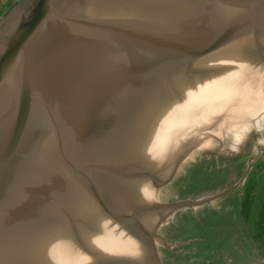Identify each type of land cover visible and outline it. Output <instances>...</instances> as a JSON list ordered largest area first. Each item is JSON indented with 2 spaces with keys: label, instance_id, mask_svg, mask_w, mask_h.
Returning <instances> with one entry per match:
<instances>
[{
  "label": "water",
  "instance_id": "1",
  "mask_svg": "<svg viewBox=\"0 0 264 264\" xmlns=\"http://www.w3.org/2000/svg\"><path fill=\"white\" fill-rule=\"evenodd\" d=\"M235 37L264 50V0H22L0 18V260L46 236L72 264L77 231L119 263L89 220L131 221L103 214L147 202L128 196L142 185L104 197L116 188L96 190L87 165L70 169L73 138L106 121V103L131 112L141 91L196 77L163 73Z\"/></svg>",
  "mask_w": 264,
  "mask_h": 264
},
{
  "label": "rangeland",
  "instance_id": "2",
  "mask_svg": "<svg viewBox=\"0 0 264 264\" xmlns=\"http://www.w3.org/2000/svg\"><path fill=\"white\" fill-rule=\"evenodd\" d=\"M252 48H256L255 52L246 63L263 66L264 50L254 45ZM194 61L176 65L163 75H196V78L166 81V86L161 83L158 87H164L165 91L170 88L173 96L180 98L178 89L181 91L187 84L193 86L209 74L208 71L193 70L190 64ZM154 88L158 93L163 90ZM205 89L203 107L211 105L215 110V103L210 97L214 94L210 95ZM134 118L131 125L140 123L139 118ZM190 124L187 132L191 135L190 139L195 138L196 132L193 130L201 128L211 130L213 134L205 133L198 138L201 141L198 144H195L196 141L186 144L187 139L181 135L178 138L181 141H178L185 145L181 148L176 144L166 164L156 161L153 164L144 159L134 162L135 165L133 162L127 163L129 166L116 161L114 165L120 167L118 169L106 163H98L90 168L83 164L93 177L99 176L103 169L104 179L96 177V181L94 178L92 180L96 190H105L102 182L112 180V183L109 182L112 185H109L110 189L122 181L126 184L120 185L121 192L128 187L138 188L142 185L149 194L148 199L136 195V199L147 202H125L123 206L118 205L103 214L106 219L131 220L114 223L112 233L119 239V244L140 255V262L137 259L117 258L119 263L264 264V102L248 117L245 128L239 126L238 129L221 131L215 125L218 124L217 119L210 116L197 118ZM71 154L72 151L68 153L69 157ZM138 164L139 168L136 167ZM71 170L74 171L73 168ZM117 170L120 174L116 173ZM103 196L111 197V194ZM198 212L204 214L202 219ZM72 235L71 249L77 258L88 260L87 264H116L117 261L107 253L89 249L87 245L91 242L79 232L74 231Z\"/></svg>",
  "mask_w": 264,
  "mask_h": 264
},
{
  "label": "bare ground",
  "instance_id": "3",
  "mask_svg": "<svg viewBox=\"0 0 264 264\" xmlns=\"http://www.w3.org/2000/svg\"><path fill=\"white\" fill-rule=\"evenodd\" d=\"M230 40L229 42L227 41L221 44V46L206 54L203 58L190 64L193 70L199 72L200 70L204 72L208 71L209 74L206 78L194 83L193 86L187 84L183 86L181 91L178 89L180 98H177L178 96L174 97L170 88L167 91L162 90L160 93L156 92L155 89H148L140 92L139 97L141 99H138L137 105L131 106L133 108V111L130 110L131 112H126L125 107L123 109L120 108L121 102L118 103L119 105L116 108L106 103L105 109L112 110L111 113H107L106 111V114H102L108 116L106 117V121L104 119L99 122L94 121L93 127L88 126L86 129H83V127H86V124L80 125L68 149L69 153L72 151L73 154L71 155L76 160L74 161L76 165L71 164L70 169L79 168V163H81L79 159L82 161V166L84 162L89 168L93 167V165H98V163L115 166L114 162L116 161L119 164L126 165L127 163H136L143 159L146 162L149 160L153 164L156 162H160V164L164 162L166 164L170 155L176 149L175 145H180L181 148L185 145L182 142L180 144L178 141L181 135L185 136V140L187 139L186 144H191L193 141H196L195 144H198L201 142L198 139L199 137H203L202 135H205L207 132L212 133L211 130L208 131V129L204 128L197 131L193 130L196 132V135L195 138L190 139V134L187 132L190 130V123L197 120V118L210 116L213 119H217L218 124L215 125L221 131L228 128L238 129L239 126L245 128L246 125L244 123H246L248 117L264 102V65H261V67L258 65L256 67V64H254L255 66H250V63H246L251 60L252 54L256 49L252 48V44L238 37L231 38ZM215 82H218V85H215ZM162 85L166 86L164 83ZM204 89L210 95L214 94L210 97L215 103V110L211 105L207 106V108L203 107L202 97H204ZM126 96L129 97V94H126ZM94 106L95 104L88 113L92 111ZM201 108L203 109L202 112H200ZM114 109L124 113L114 115ZM109 117H116L119 120L118 129L115 132L111 131V126L109 127ZM134 117L139 118L140 123L131 125L130 123L134 121ZM124 119L127 122L123 125L122 121ZM77 161H79L78 164ZM64 166L68 169L65 163ZM136 167L139 168V164ZM149 167H152V165H149ZM116 173H119L118 170ZM96 177L103 178L102 176H94L95 181ZM106 182L108 183L106 184ZM109 182H102L103 189H110L109 185H111L112 180ZM122 183L126 184V182L122 181L118 185L114 184L112 189H116L108 193L111 196H118L137 188L128 187L121 192L119 191V187ZM141 188L130 192L128 196H135L136 198L137 195L140 198L148 199L149 194L147 190L143 187ZM120 206H123V204ZM89 223L92 229L98 232L97 234L110 245V253L113 257L127 260L140 259V255L137 252H133L128 247L125 248L119 244V239L112 233L115 227H109L96 219H90ZM87 247L92 250L97 249L98 251V248L92 243L90 245L88 244ZM11 254L13 256L7 260L5 257L2 258L0 264H66L59 250L46 236H36L25 241L23 244L16 246L11 251ZM76 256L72 251L70 252L72 264H87L88 260L84 258L80 259ZM114 261L116 262V260ZM127 263L125 262V264ZM116 264L119 263L116 262ZM120 264H123V262Z\"/></svg>",
  "mask_w": 264,
  "mask_h": 264
},
{
  "label": "crops",
  "instance_id": "4",
  "mask_svg": "<svg viewBox=\"0 0 264 264\" xmlns=\"http://www.w3.org/2000/svg\"><path fill=\"white\" fill-rule=\"evenodd\" d=\"M22 0H1L0 2V18L4 17L15 5L19 4ZM218 201V200H217ZM199 214V212H198ZM198 216V215H197ZM201 219L204 214H199ZM222 226V224H221Z\"/></svg>",
  "mask_w": 264,
  "mask_h": 264
}]
</instances>
